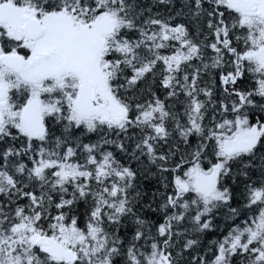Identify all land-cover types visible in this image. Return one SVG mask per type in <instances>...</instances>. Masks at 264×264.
Segmentation results:
<instances>
[{
    "label": "snow or ice",
    "instance_id": "snow-or-ice-1",
    "mask_svg": "<svg viewBox=\"0 0 264 264\" xmlns=\"http://www.w3.org/2000/svg\"><path fill=\"white\" fill-rule=\"evenodd\" d=\"M0 264H264V0H0Z\"/></svg>",
    "mask_w": 264,
    "mask_h": 264
}]
</instances>
